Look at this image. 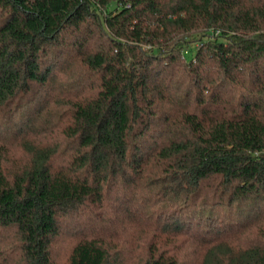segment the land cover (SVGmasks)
Wrapping results in <instances>:
<instances>
[{"label":"trees","instance_id":"trees-1","mask_svg":"<svg viewBox=\"0 0 264 264\" xmlns=\"http://www.w3.org/2000/svg\"><path fill=\"white\" fill-rule=\"evenodd\" d=\"M0 264H264V0H0Z\"/></svg>","mask_w":264,"mask_h":264},{"label":"rangeland","instance_id":"rangeland-1","mask_svg":"<svg viewBox=\"0 0 264 264\" xmlns=\"http://www.w3.org/2000/svg\"><path fill=\"white\" fill-rule=\"evenodd\" d=\"M190 48H194V46H191Z\"/></svg>","mask_w":264,"mask_h":264}]
</instances>
